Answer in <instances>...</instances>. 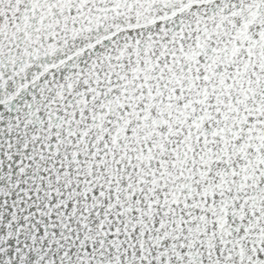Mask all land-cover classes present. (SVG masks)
<instances>
[{"label": "snow or ice", "instance_id": "1", "mask_svg": "<svg viewBox=\"0 0 264 264\" xmlns=\"http://www.w3.org/2000/svg\"><path fill=\"white\" fill-rule=\"evenodd\" d=\"M0 264H264V0H0Z\"/></svg>", "mask_w": 264, "mask_h": 264}]
</instances>
